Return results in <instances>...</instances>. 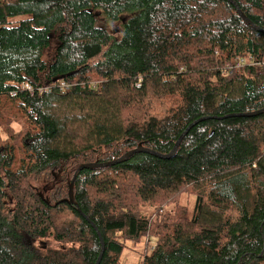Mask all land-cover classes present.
I'll list each match as a JSON object with an SVG mask.
<instances>
[{
    "label": "trees",
    "instance_id": "trees-1",
    "mask_svg": "<svg viewBox=\"0 0 264 264\" xmlns=\"http://www.w3.org/2000/svg\"><path fill=\"white\" fill-rule=\"evenodd\" d=\"M143 237L142 264H264V0H0V264Z\"/></svg>",
    "mask_w": 264,
    "mask_h": 264
},
{
    "label": "water",
    "instance_id": "water-1",
    "mask_svg": "<svg viewBox=\"0 0 264 264\" xmlns=\"http://www.w3.org/2000/svg\"><path fill=\"white\" fill-rule=\"evenodd\" d=\"M233 4H234V2H233ZM235 6L237 7L238 11H239L240 14L243 16V18H244L246 21H248V19H247V18L244 16V14L240 11L239 7H238L237 5H235ZM55 81H56V80H55ZM261 112H263V111H261ZM261 112H256V113H253V114H251V115H256V114H259V113H261ZM198 121H200V120H198ZM198 121H196L195 124H196ZM192 125H193V124H192ZM192 125H191V126H192ZM191 126L188 127V129H187V130L182 134V136L179 138V140H178V142L176 143V145H175L174 150L172 151V153L166 155L165 157H171V156H173V155L176 154V152H177V150H178V148H179V145H180V143H181L182 138L184 137L185 133L189 131V129L191 128ZM139 151H148V152H151V153H153V154L159 155L157 152H154V151H151V150L137 149V150H135V151H133V152H131V153H129V154H126V155L122 156L121 158H119V159H117V160H115V161H112V162L103 163V164H98V163H88V164H83L82 166L79 167V169H78V171H77V173H76L75 176H77L78 173H79L82 169H84V168H97V167H100V168H101V167H107V166L113 165V164H115V163L121 162V161H123V160H127V159H129L133 154H135V153H137V152H139ZM75 180H76V177L73 179V182L71 183V185H70V190H69V201H70L71 203H75V200H74V183H75ZM92 224H93V223H92ZM93 226L96 228V230H97L99 236L101 237V234H100V232L98 231L97 227H96L95 225H93ZM102 245H103V247H102L101 255L99 256V259H98V261H97V264H100L101 259H102V255H103V253H104V242H103V240H102Z\"/></svg>",
    "mask_w": 264,
    "mask_h": 264
},
{
    "label": "rangeland",
    "instance_id": "rangeland-1",
    "mask_svg": "<svg viewBox=\"0 0 264 264\" xmlns=\"http://www.w3.org/2000/svg\"><path fill=\"white\" fill-rule=\"evenodd\" d=\"M238 70V69H235ZM154 239H151L150 245L148 246L145 237L140 240L133 242L127 241V246L123 250L121 255V261L123 264H142L143 253L154 244Z\"/></svg>",
    "mask_w": 264,
    "mask_h": 264
},
{
    "label": "built area",
    "instance_id": "built-area-1",
    "mask_svg": "<svg viewBox=\"0 0 264 264\" xmlns=\"http://www.w3.org/2000/svg\"><path fill=\"white\" fill-rule=\"evenodd\" d=\"M243 60H237V64L235 65V68L234 69H239V68H241L242 66H244V64H243V62H242ZM233 69V70H234ZM24 87L25 88H27V89H29V90H33V88H32V86L29 84V83H26L25 85H24Z\"/></svg>",
    "mask_w": 264,
    "mask_h": 264
}]
</instances>
